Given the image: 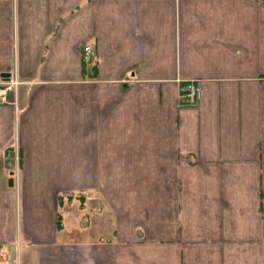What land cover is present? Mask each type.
<instances>
[{
  "label": "crops",
  "instance_id": "0c3cea01",
  "mask_svg": "<svg viewBox=\"0 0 264 264\" xmlns=\"http://www.w3.org/2000/svg\"><path fill=\"white\" fill-rule=\"evenodd\" d=\"M14 70L0 263L52 264L78 226L83 264H264V0H0Z\"/></svg>",
  "mask_w": 264,
  "mask_h": 264
},
{
  "label": "rangeland",
  "instance_id": "374dc122",
  "mask_svg": "<svg viewBox=\"0 0 264 264\" xmlns=\"http://www.w3.org/2000/svg\"><path fill=\"white\" fill-rule=\"evenodd\" d=\"M90 56H91V53L88 55L87 58H84L82 56L81 59H82L83 62H88V61H90ZM179 90H180V88H179ZM16 95H17L16 94V89H14L12 94L8 93L7 101H10V98L13 99ZM183 103L185 105H188V106L193 105V104H189V103H186V102H183ZM7 104H11V103H7ZM14 154L16 155V158H18V149H17V152L14 153ZM18 172H19L18 171V166L16 164V167H13V176H14L13 184H15L16 188H17V185H18ZM72 196H74V197H72ZM75 196H76V194L71 193V197H69L68 199L64 197V199H63L64 203L69 205L70 210L72 211V213L69 216L65 217V221L62 224V226H64V225L66 226L67 224L70 225V222H72L74 224H77V220H76V217H75L76 216L75 212H78L77 209L83 210L82 208H83V204H84L85 200H81V198L77 199V197L75 198ZM74 209H75V211H74ZM60 214H61V212H60ZM89 225L87 223V226H89ZM87 229L88 230L86 232H80V231H78V226H73L71 228V230H73L74 232H67L68 236H67V238L65 237V240L68 239L67 241H69V242L64 243V244H68L69 246L68 245L60 246L59 252L57 254V258L52 262V264H83L84 260L81 259L82 255H80L78 253V248L80 247V245H78V242H76V241H80L81 238H86L85 235L87 234V232L88 233L90 232L88 227H87ZM62 233H63V231H62ZM22 248H23V246H22ZM0 264H3V263H0ZM16 264H17V262H16ZM18 264H21L20 263V257L18 258ZM84 264H87V259L86 258H85V263ZM100 264H102V263H100Z\"/></svg>",
  "mask_w": 264,
  "mask_h": 264
},
{
  "label": "built area",
  "instance_id": "2783aa9c",
  "mask_svg": "<svg viewBox=\"0 0 264 264\" xmlns=\"http://www.w3.org/2000/svg\"><path fill=\"white\" fill-rule=\"evenodd\" d=\"M84 53L83 57L87 58L90 53V47L85 45L83 47ZM17 81L16 78H12L8 81L1 82L0 84V103H15V97L10 98V101H7L8 93L12 94L13 90L16 89ZM201 95V87L198 81L188 80L180 89V99L186 103H194ZM3 255V251L0 249V256Z\"/></svg>",
  "mask_w": 264,
  "mask_h": 264
},
{
  "label": "water",
  "instance_id": "95a60500",
  "mask_svg": "<svg viewBox=\"0 0 264 264\" xmlns=\"http://www.w3.org/2000/svg\"><path fill=\"white\" fill-rule=\"evenodd\" d=\"M0 76H9V73L8 72H2L0 73ZM13 184V178L12 177H9L8 178V185H12Z\"/></svg>",
  "mask_w": 264,
  "mask_h": 264
},
{
  "label": "trees",
  "instance_id": "16d2710c",
  "mask_svg": "<svg viewBox=\"0 0 264 264\" xmlns=\"http://www.w3.org/2000/svg\"><path fill=\"white\" fill-rule=\"evenodd\" d=\"M18 159H20V152L18 151ZM59 221H60V215H59Z\"/></svg>",
  "mask_w": 264,
  "mask_h": 264
}]
</instances>
